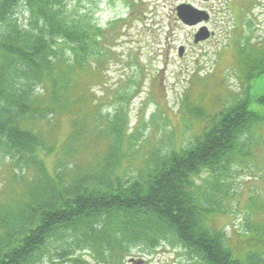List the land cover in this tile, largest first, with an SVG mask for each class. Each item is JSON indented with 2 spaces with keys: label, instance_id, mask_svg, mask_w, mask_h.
I'll use <instances>...</instances> for the list:
<instances>
[{
  "label": "rangeland",
  "instance_id": "obj_1",
  "mask_svg": "<svg viewBox=\"0 0 264 264\" xmlns=\"http://www.w3.org/2000/svg\"><path fill=\"white\" fill-rule=\"evenodd\" d=\"M206 11L212 36L198 44L200 30L177 18L180 4ZM205 3V2H204ZM74 18L106 29L101 54L71 73L65 107L42 118L34 131L44 144L49 175L63 181L90 176L143 181L161 159L195 147L229 109L250 98L264 118V0H68ZM24 19L23 7L17 9ZM66 47V46H64ZM184 47L183 57L179 48ZM69 51H64V54ZM37 93L43 94L39 87ZM193 177L194 194L206 209L208 228L226 234L237 258L264 254V122L239 138L230 162ZM33 168L20 172L0 162V217L36 187ZM41 264H103L76 247V240L53 241ZM54 255L51 259L50 256ZM264 257V256H263ZM145 264H193L177 245L155 250L131 247L130 260ZM204 264V263H201Z\"/></svg>",
  "mask_w": 264,
  "mask_h": 264
},
{
  "label": "trees",
  "instance_id": "obj_2",
  "mask_svg": "<svg viewBox=\"0 0 264 264\" xmlns=\"http://www.w3.org/2000/svg\"><path fill=\"white\" fill-rule=\"evenodd\" d=\"M67 1L0 0V162L22 174L33 168L37 177L36 187L0 217V264H41L49 243L68 237L103 264H123L131 247L156 250L164 242L179 245L193 264H264L260 252L237 258L226 234L207 227L209 212L192 181L230 162L244 132L264 122L250 98L221 114L195 147L161 159L143 181L66 182L47 173L34 125L65 107L59 104L68 102L71 73L101 54L106 31L74 18ZM257 102L264 105V96ZM57 256L58 264L71 260L69 249Z\"/></svg>",
  "mask_w": 264,
  "mask_h": 264
},
{
  "label": "water",
  "instance_id": "obj_3",
  "mask_svg": "<svg viewBox=\"0 0 264 264\" xmlns=\"http://www.w3.org/2000/svg\"><path fill=\"white\" fill-rule=\"evenodd\" d=\"M208 2L209 0H202ZM177 16L179 20L187 27H195L201 24L202 22H208L210 15L203 10L195 8L191 4H182L176 9ZM211 37V33L208 27L201 28L198 33L194 36V43L198 44L200 42L206 41ZM184 47L179 48V56L183 57ZM131 264H145L144 260H130Z\"/></svg>",
  "mask_w": 264,
  "mask_h": 264
},
{
  "label": "flooded vegetation",
  "instance_id": "obj_4",
  "mask_svg": "<svg viewBox=\"0 0 264 264\" xmlns=\"http://www.w3.org/2000/svg\"><path fill=\"white\" fill-rule=\"evenodd\" d=\"M189 1H193V3H194V4H197V5L206 4V3L202 2L201 0H189ZM182 4H183V3H182ZM194 6H195V5H194ZM177 19H178V18H177ZM210 21H211V17H210L209 22H210ZM209 22H208V23H209ZM208 23H207V24H208ZM202 26H203V25L197 26V27H195L194 29H197V28L200 29Z\"/></svg>",
  "mask_w": 264,
  "mask_h": 264
}]
</instances>
